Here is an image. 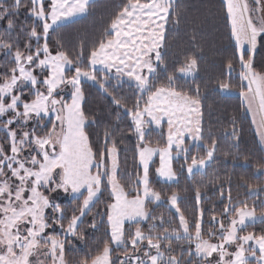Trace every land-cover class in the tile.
<instances>
[{
    "label": "snow or ice",
    "instance_id": "snow-or-ice-1",
    "mask_svg": "<svg viewBox=\"0 0 264 264\" xmlns=\"http://www.w3.org/2000/svg\"><path fill=\"white\" fill-rule=\"evenodd\" d=\"M91 3L0 0V54L11 65L0 64V264H68L66 253L75 250L74 241L84 239L81 225L105 190L109 191V202L92 214L88 227L95 230L98 223H106L108 239L95 255L86 252L75 264H189L193 257L197 264H264V232L240 234L249 225L264 224V212L257 215L247 202L233 200L230 184L227 203L219 216L213 214L208 221L212 227L207 238L205 210L201 207L205 193L199 186L195 187L196 213L192 220L181 210L178 192L165 199L152 186L150 165L156 153V175L175 182L178 174L174 160L183 158L180 170H186L189 179L197 173L204 176L216 159L220 143L211 134L205 140L199 85L186 90L177 83L180 77L194 79L198 75L195 52L185 53L179 67L173 61L166 82L156 83L159 73L168 69L167 33L180 23L176 0H121L85 64L83 45L73 56L59 40L50 46L49 38L51 31L88 14ZM223 4L234 41L233 59L238 58L241 67L242 103L248 105L247 111L253 114V123L264 141V72L254 67L258 42L264 40V0H223ZM22 8L33 18L31 26L17 25L15 18ZM233 59L224 64L229 76L234 70ZM84 79L98 82L131 120L130 130L138 139L137 167L142 168V174L138 171L132 181L135 195L121 183L115 140L109 146L112 131L104 132L101 149H93L86 128L95 120L90 121L82 108ZM112 80L117 81V87L127 81L138 93L132 107L108 92ZM214 90L230 92L231 85L222 80ZM164 122L165 146L156 148L145 143L151 126L161 128ZM235 133L233 127L232 133L225 135L238 141ZM201 149L204 155H198ZM224 155L227 158L229 153ZM128 176L131 180L132 174ZM212 183L213 190L219 185L223 202V182L217 179ZM239 187H246L248 195L264 190L244 182ZM61 192L78 201L70 216L56 199ZM150 203H166L169 211L174 210L172 217L166 220L163 215H153ZM177 217L178 224L173 226ZM148 221L151 223L145 231L141 224ZM133 224L134 231L126 230V225ZM173 241L179 246L178 254H174ZM182 241L186 246L179 243ZM120 248L123 254L113 257Z\"/></svg>",
    "mask_w": 264,
    "mask_h": 264
},
{
    "label": "trees",
    "instance_id": "trees-1",
    "mask_svg": "<svg viewBox=\"0 0 264 264\" xmlns=\"http://www.w3.org/2000/svg\"><path fill=\"white\" fill-rule=\"evenodd\" d=\"M120 3L121 0L92 1L88 14L63 24L55 31H51L50 46L55 45L59 40L63 43L64 50L75 56L80 51L81 45H83L84 62L86 64L87 56L93 44L102 38L104 29ZM175 11L180 18V23L178 26L170 28L165 40L168 69L167 72L161 71L159 73V79L156 83L166 82L167 73L173 70V61H177L175 66L179 67L178 62L183 60L185 53L195 52L199 59L198 75H195L194 79L180 77L177 83L186 90H194L199 85L205 140H209V134H211V137L218 138L220 143L216 159L208 166L206 175L201 176L197 173L192 179H189L186 170H180L181 165L184 163L181 157L173 161V168L178 174L177 181L163 183L155 173V169L159 166L158 159L155 158L150 165V179L152 186L160 191L165 199L172 192L180 194L182 197L180 201L181 210L189 220H192L196 213L195 187H200L201 191L205 193L201 207L205 210L203 228L205 238H207V231L212 227L208 221L213 214L219 216L224 203H227L229 184L231 185L233 200L247 202L250 209L255 208L257 215L264 212V190L248 195L246 187H239L241 182H244L252 185L253 188L264 189V171H257V169H264V153L240 96L241 80L239 74L241 67L238 58L233 59L234 41L230 39V25L226 19L223 0H176ZM15 19L17 25L31 26L33 23V18L28 15L26 8H22ZM193 36H195V46H193ZM228 59H233L234 65V70L230 76L224 68V64ZM0 64L7 65V57L2 54H0ZM7 66L10 67L11 65ZM254 67L257 72H264V40L258 42ZM2 71L3 69H0V72ZM100 75L102 74L98 73V76ZM222 80L230 83V92L221 93L214 90L215 85ZM116 85L117 81L112 80L107 85L108 92L120 99L122 104L132 107L138 93L134 92L133 87L127 81L119 87ZM82 91L85 97L82 101V108L90 121L95 120V123L86 128V131L90 133L94 151H98L103 147L104 132L106 130L112 131V135L109 137V146L115 140L119 150L121 183L125 185L126 191L131 188V194L135 195L136 186L132 181L135 179L136 173L141 171L137 167L138 157H136L135 152L138 139L130 130V118L123 113V109H118L112 103L111 97L104 93L98 82L94 84L83 82ZM118 116L119 120H117ZM49 127H51L50 124ZM233 127L236 129L235 135L239 137L238 141H235L232 135H225V133L231 134ZM2 136L3 134L0 133V138ZM145 143L153 147H164L166 144V124L163 123L158 130L151 127L145 137ZM193 151L197 150L193 149ZM225 152L229 153L227 158H225ZM173 155H175V152ZM198 155H204L202 149L198 150ZM234 158L236 159L234 160ZM226 159L227 162H225ZM128 173L132 174L131 180ZM217 179L222 181L224 185L225 199L223 202L220 200L221 189L219 185L217 184L215 190H213L212 182ZM80 199L82 200L83 197H80ZM109 199V191L105 190L93 206L89 218H86L85 223L81 225V228L85 231L84 239L74 241L75 250L67 251L66 260L68 264H75V261L82 259L86 252L95 255L102 249L108 239L105 235L106 223H98V228L95 230L88 227V225L91 222L90 217L92 214L97 209L103 210ZM59 202L66 209L69 216L72 214L73 207L78 203L73 198L60 200ZM148 208L153 215H163L166 220L172 217L173 212L169 211L166 203L159 206L150 203ZM104 219L106 221V216ZM96 220L99 222L100 217L96 216ZM150 223L151 221L142 223V229L147 231ZM175 224H178V217L175 218L173 226ZM164 226L168 227L167 224ZM135 227V224L126 225V230L131 229L133 231ZM248 232L259 235L264 232V224L257 222L255 225H249L240 234L243 235ZM179 243L186 246V242ZM173 245L176 249L174 254H178L180 249L177 242L173 241ZM123 251V248L116 249L113 252V257L122 255ZM189 264H197L196 258L193 257Z\"/></svg>",
    "mask_w": 264,
    "mask_h": 264
},
{
    "label": "rangeland",
    "instance_id": "rangeland-1",
    "mask_svg": "<svg viewBox=\"0 0 264 264\" xmlns=\"http://www.w3.org/2000/svg\"><path fill=\"white\" fill-rule=\"evenodd\" d=\"M92 1H94V0H92ZM83 16H84V15H83ZM83 16L75 17V18H73L71 21H73V20H75V19H78V18H81V17H83ZM71 21H69V22H71ZM69 22H67V23H69ZM65 24H66V23H65ZM182 78H185V77H182ZM185 79H191V77H189V78H185ZM83 82H87V83H91V84H94V83H95V82H93V81H89V80H86V79H84ZM243 83H244V87H245V91H246V90H247V81H244ZM241 99H242V98H241ZM243 104H244L245 109H246V112H247V114H248V116H249V118H250V120H251V122H252V126H253V129H254L255 134H256V136H257V139H258L259 145H260V147H261V149H262V151H263V153H264V141H261L260 135L258 134L257 124H256V123H253V114H252L251 112H248V111H247V107H248V105H247L246 103H243ZM257 123H258V118H257ZM151 127H152L154 130H158V129H160V128H157L155 125H152ZM166 135H167V130H166ZM151 147H153V146H151ZM156 148H160V147H156ZM174 156H175V155H174ZM155 158L158 159V165H159V154H158V153H156V154L153 156V161H154ZM158 167H159V166H158ZM93 171H95V169H93ZM140 171H141V174H142V168H140ZM157 178H158L161 182H163V183H173V182L164 181L163 179L159 178L158 176H157ZM71 198H72V197H70V196L64 194L63 192H61V193L56 197V199H57L58 201H60V200H64V199H71ZM168 208H169V207H168ZM171 211L174 212V210H171ZM133 231H134V230H133ZM229 250L232 251V250H234V249L230 248ZM213 264H215V261H213Z\"/></svg>",
    "mask_w": 264,
    "mask_h": 264
},
{
    "label": "crops",
    "instance_id": "crops-1",
    "mask_svg": "<svg viewBox=\"0 0 264 264\" xmlns=\"http://www.w3.org/2000/svg\"><path fill=\"white\" fill-rule=\"evenodd\" d=\"M100 66H97V68H99ZM165 124H166V130H167V123L166 122H164ZM253 262H255V261H253Z\"/></svg>",
    "mask_w": 264,
    "mask_h": 264
}]
</instances>
